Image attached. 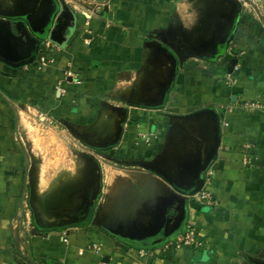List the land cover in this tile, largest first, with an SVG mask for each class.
I'll use <instances>...</instances> for the list:
<instances>
[{
  "label": "crops",
  "instance_id": "obj_1",
  "mask_svg": "<svg viewBox=\"0 0 264 264\" xmlns=\"http://www.w3.org/2000/svg\"><path fill=\"white\" fill-rule=\"evenodd\" d=\"M238 3L0 0V34L16 37L0 44L23 54L27 34H44L43 40L50 42L47 49L52 51L50 62L41 70L24 66L7 68L5 74H0V92L7 101H38L51 112L78 109L76 114H69L77 117L88 114L101 95L111 99H156L158 86L167 83V96L161 97L166 101L163 107L130 104L133 117L123 128L119 145L133 148L136 160L155 161L169 170L174 169L178 159L191 160L198 148L203 157L210 142L207 117L182 125L189 137L178 132L170 115H188L202 109L217 113L221 141L209 168L211 177L206 173L201 177L202 187L208 183L216 205L199 208L204 243L200 250L186 251L189 264H241V254L245 258L253 254L264 257V114L249 116L243 110L228 111L237 99L264 107V34L260 40L246 32L238 34L231 46L236 45L242 57L240 69L232 73L215 64V58L207 57L215 55L219 37L238 19ZM165 48L176 54L177 61L164 53ZM67 72L76 81H68ZM229 77H234V82H229ZM2 106L6 108L0 101ZM0 116V264H16L15 258L21 256L31 261L29 264H102L104 257L88 249L91 242L102 246L109 257L107 264H131L129 249L159 251L160 246L150 249L121 245L93 226H68L48 234L29 228V222L14 226L24 198V164L21 155H14L10 131L5 129L10 128L11 120L3 113ZM114 123L102 122L106 126L101 130L110 132ZM175 149L190 156L175 157ZM136 200L135 204L149 202L147 197ZM128 206L125 204L123 213L118 211V217L109 220L123 227L138 228L137 223L146 227L142 213L136 210L130 217L132 207ZM118 245L121 250H117ZM196 256L204 263L193 262ZM159 263L167 264L163 260Z\"/></svg>",
  "mask_w": 264,
  "mask_h": 264
},
{
  "label": "rangeland",
  "instance_id": "obj_2",
  "mask_svg": "<svg viewBox=\"0 0 264 264\" xmlns=\"http://www.w3.org/2000/svg\"><path fill=\"white\" fill-rule=\"evenodd\" d=\"M238 2L241 5L239 13H243V23L239 26L240 33L246 32L251 34L252 39L260 40L261 35L264 34V0H238ZM43 54L48 55L49 51H44ZM232 54L238 55L240 59L242 57L235 50ZM197 62L201 63V61ZM222 67L226 70L224 64ZM239 69L237 66L234 71ZM6 71L8 69L0 63V74H5ZM234 79L229 77V82H234ZM100 97L95 100L88 114L74 117L69 114H76L78 109L72 108L69 113L51 112L50 109L42 108L38 101L32 103L22 100L13 102L8 99L7 101V97L0 92V101L5 103L7 108L0 107V115L3 113L11 120L10 128L5 129L8 133L10 131V139L9 137L8 139L13 143L14 155H21L23 159V181L26 182L23 189L24 198L19 204L21 214L14 226L19 223L21 225L23 221L39 226L40 230L36 226L35 229L42 234L55 232L59 230L54 228L56 225L72 223L66 221V216L61 214L63 212L67 214L71 207L84 203L86 207L81 208L80 213H86L90 207L93 212L90 220L96 221L90 226L104 230L103 224L110 223L118 226V223L109 219L118 217V211L123 213L125 204L132 207L129 216L133 217L137 213L135 211L142 212L147 203L135 204L136 198L147 197L151 202L153 194H156L153 195L154 198L178 199L180 204L178 213L182 210V205L185 207L183 200H187V197L174 191L156 173L136 164L137 160L133 158L131 152L133 148H123L119 142L115 145L113 143L114 147H110L109 150L101 147L103 141L98 140V137L103 136L113 141L112 137L117 136L118 129L121 131L120 135L124 133L123 128L125 124H129L128 119L133 117V113L130 112V103L126 99H111L104 95ZM245 103L252 102L237 99L235 104L230 106L239 110ZM114 105L118 106V109ZM49 107L51 108L52 105ZM246 113H249V116L262 115L264 107L246 111ZM0 119H2L1 116ZM106 120L115 122L110 132L101 130L106 126L102 125V122ZM3 123L5 124L4 121ZM151 191L155 193L149 195ZM153 203L152 206H157L161 202L153 201ZM186 210L188 213L187 205ZM187 213L185 212L186 216ZM111 237L123 245L117 238ZM171 241L173 240L165 241L158 247L159 251L151 256L142 257L145 260L134 256L132 262L161 264L159 261L163 260L167 264H189L190 259L186 251L165 248ZM117 250H121L120 245L117 246ZM257 256L253 254L252 258H245V255L241 254L238 261L241 260V264H264V257ZM23 258V256L15 258V263L29 264L31 262L27 259L24 261Z\"/></svg>",
  "mask_w": 264,
  "mask_h": 264
},
{
  "label": "water",
  "instance_id": "obj_3",
  "mask_svg": "<svg viewBox=\"0 0 264 264\" xmlns=\"http://www.w3.org/2000/svg\"><path fill=\"white\" fill-rule=\"evenodd\" d=\"M238 5L241 7L240 3H238ZM14 27L16 31H20V28L18 25L16 26V23L14 24ZM11 37H14V40L16 38L12 35V33L7 35L1 33L0 41H9V38ZM19 38L20 36L17 39L19 40ZM44 38V34L40 37L33 36L32 34H27L26 39L23 41L26 45V51L23 54L11 52L4 43L0 44V63L12 69H18L20 67L31 65L35 61V56L39 51L38 48L40 46L38 47V45L41 44V41H43L42 39ZM12 49L14 48L12 47ZM237 63L238 61L236 59L231 60L227 66L228 69H226V71L228 73H232L237 66ZM67 80L72 81V78L69 77ZM202 117H207V132L210 139V142L208 144L209 146L207 147L203 157L201 156L200 149L198 148L197 153L194 156L191 155V160L188 161L184 158L178 159L173 167L175 170H169L163 166H160V164L156 163L155 161H136L137 165L156 173L166 183H168L174 191L185 196V198L187 197V195L194 194L202 187L203 183L201 181V177L211 167L218 152L221 141V124L217 113L212 109H202L188 115H170V119L175 123L174 127L178 129V132L183 134V136L187 133H185L184 127H182V125L190 120L200 119ZM197 145L200 144L197 143ZM174 151H176L175 157H180L182 156V154H184L180 149H175ZM186 154H184V157ZM187 155L190 156V154ZM197 184L198 187H196ZM153 201H160L161 203H159V205L157 206H152L154 204ZM186 201L187 200H183V202H185V207H183L182 205V210L179 211L180 213H178V206L180 205L178 199H160L154 198L152 196V204L150 200L149 202L146 201L147 203L145 202L146 205H144V208L141 212L144 218V222L147 224L145 225L146 227H141L138 224V228H136L135 226L133 227L132 225L122 228V226H113L111 224H103L102 227L104 231H106L111 236L127 243L142 242L144 240L157 238L154 244L147 247H158L165 241L174 239L177 236L176 234L181 231L184 213L186 212ZM169 210H172V214L176 215L168 216L169 212H171ZM144 215L146 217H144ZM108 261V256L103 258V262Z\"/></svg>",
  "mask_w": 264,
  "mask_h": 264
},
{
  "label": "built area",
  "instance_id": "obj_4",
  "mask_svg": "<svg viewBox=\"0 0 264 264\" xmlns=\"http://www.w3.org/2000/svg\"><path fill=\"white\" fill-rule=\"evenodd\" d=\"M258 1V0H257ZM244 6V5H243ZM262 7V5H260ZM250 15H248L249 17ZM50 45V42L47 40H43V42L40 44L39 51L37 53V57L35 61L31 64L28 65L30 68H33L35 70H41L45 65H47L50 62V48L48 46ZM49 51L48 55L43 54L44 51ZM237 68V67H235ZM67 76L72 78V75L70 72H67ZM73 81L76 79H72ZM237 107V105H236ZM262 106H260L257 103H245L243 106L239 108V110H243L244 112L246 111H253L254 109H259ZM234 108V109H233ZM237 108L235 107H230L228 109L229 112L235 111ZM226 125V124H225ZM208 177H211V172L210 170L206 172ZM207 177V178H208ZM208 178V179H209ZM206 181H210L206 180ZM208 183H205V185L198 191H196L192 195H187V199L189 200L188 204V213H187V218L185 222V228L184 231H182L180 234H178L173 241L167 244L165 248L170 247L171 249H176V250H183L187 252H195L197 250L202 249L203 243H204V237L201 235L200 230H199V223H200V215H199V208L200 207H208V208H213L216 205L215 200L213 199V196L211 192L207 189ZM29 228H30V223H28ZM64 243H67V239H63ZM88 249L96 253L97 255H100V258H103L107 256V253L103 252V248L100 244H97L95 242H91L88 246ZM128 250V248H126ZM165 251V250H164ZM130 252V254L127 256L128 259L130 260L131 264H134L132 262L133 255L139 256L143 259L142 257H149L151 254H154L156 252H152L149 250H133L129 249L127 254ZM79 255H82V251H78ZM145 260V259H143ZM102 264H107L102 261Z\"/></svg>",
  "mask_w": 264,
  "mask_h": 264
},
{
  "label": "flooded vegetation",
  "instance_id": "obj_5",
  "mask_svg": "<svg viewBox=\"0 0 264 264\" xmlns=\"http://www.w3.org/2000/svg\"><path fill=\"white\" fill-rule=\"evenodd\" d=\"M242 19H243V13L241 12V13H239V16H238V19L236 20V22H234V24H230L229 28L226 30L224 35L219 37L218 45L216 46L215 55H213V56H211V55L207 56L206 55L210 59L211 58H215L214 59V61L216 62L215 64H220V65L224 64L227 67L231 60L236 59L238 61L237 66L239 65L240 58H238V55H235V54L231 55V53H233L234 50L235 51H238V50L236 48V45L235 46H231V44H232V42H234V40H236L237 33L238 34L240 33L239 26L240 25L242 26V23H243ZM232 25L234 26V31L231 33V28H233ZM37 37H40V36H37ZM42 42L43 41H41V43ZM39 46L40 45H38V47ZM39 48H38V50H39ZM164 51H165L164 53H166L167 56H169L172 59H174L173 61H177V56L172 50H170L168 48H165ZM227 54H229L228 57H227ZM35 57H37V55ZM5 67L9 68L8 66H5ZM158 88L160 89V92H159V94H158L156 99H152L151 98V99H148V100H143V99H135L134 97H130V98H127L126 101L129 102L130 104H139V105L140 104H144V105H148V106H151V107H160V106L163 107L166 101H163L162 98H163V96L164 97L167 96L166 95V90L168 88V84L167 83H161V85L158 86ZM120 133H121V131H120V129H118L117 136L112 137L113 141L107 140L105 137H103V138L101 136L98 137V140L100 139V141H103V142H101V147L105 148V149H108V150L111 149L110 147L113 146L112 145L113 143L115 145V144H117L120 141V138L122 136V134L120 135ZM208 171H209V169H208ZM83 204L84 203H82L80 206L76 205L74 207H71L70 209H68L69 212L67 214H64V212L61 214L62 216L63 215L66 216V218H67L66 221H68V222L71 221L72 223L69 222V223H67L68 225H66V223H62V224L57 223L59 225H56L54 228H57V229L61 228L62 229V228H66L68 226H83V227L87 226V227H89L90 225H92V222H96L95 220L94 221L90 220V218L92 216V213H93L92 210H90V207L88 208L86 213H84V214L80 213L81 208L86 207V204H84V206H83ZM169 211H171V212H169L168 216L176 215V214H172L173 213L172 210H169ZM186 213H187V211H186ZM186 218H187V216L184 213V218H183L181 230L184 227V223H185V219ZM88 222H91V223H88ZM108 224H110V223H108ZM35 226L36 225H34V224L31 225L32 229H34ZM36 227L39 230L41 229L39 226H36ZM122 228H123V226H122ZM156 239L157 238L150 239V240H144L142 242H135V243H127V242L121 241L119 239H117V240H119L121 243H124V244L126 243L127 245H131V246H135V245L150 246V245L154 244Z\"/></svg>",
  "mask_w": 264,
  "mask_h": 264
},
{
  "label": "trees",
  "instance_id": "obj_6",
  "mask_svg": "<svg viewBox=\"0 0 264 264\" xmlns=\"http://www.w3.org/2000/svg\"><path fill=\"white\" fill-rule=\"evenodd\" d=\"M187 211V210H186ZM185 222H186V219H185ZM184 225H185V223H184ZM184 228V227H183ZM182 232V231H181ZM180 232V233H181ZM180 233H178V234H180ZM177 234V235H178ZM115 238V237H114ZM171 240V239H170ZM173 240V239H172ZM152 248H154V247H150V249H152ZM136 250H138V248L136 249ZM193 262H196V263H204L203 261H202V259L201 258H198L197 256L196 257H194L193 258ZM206 263L208 262V261H205ZM53 264H58V263H53ZM59 264H61V263H59Z\"/></svg>",
  "mask_w": 264,
  "mask_h": 264
}]
</instances>
